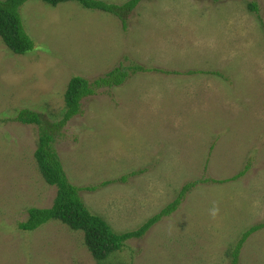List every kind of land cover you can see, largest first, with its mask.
<instances>
[{"label":"rangeland","instance_id":"obj_1","mask_svg":"<svg viewBox=\"0 0 264 264\" xmlns=\"http://www.w3.org/2000/svg\"><path fill=\"white\" fill-rule=\"evenodd\" d=\"M251 2L264 22V0H145L127 31L117 17L76 2L22 5L36 49L16 55L0 38V264H97L83 232L58 220L32 232L18 228L29 208L54 204L57 188L34 157L38 126L16 117L29 109L58 122L73 77L93 82L134 65L156 71L98 89L57 134L67 176L85 187L142 170L81 192L119 233L139 228L198 182L112 261L233 264L244 232L264 223V29ZM237 264H264V228L246 240Z\"/></svg>","mask_w":264,"mask_h":264},{"label":"trees","instance_id":"obj_2","mask_svg":"<svg viewBox=\"0 0 264 264\" xmlns=\"http://www.w3.org/2000/svg\"><path fill=\"white\" fill-rule=\"evenodd\" d=\"M30 0H0V38L16 55H26L36 49V43L27 33L21 15V7ZM46 4L57 7L66 2H76L83 8L91 11H100L117 17L124 31L128 29L130 14L145 0H129L122 5L108 3L103 0H42ZM215 3L225 0H211ZM251 12L255 13L264 29V22L259 14L256 2L248 4ZM138 71L150 72L156 69H146L143 66L134 65L128 68L118 67L110 73L93 82L82 78L73 77L65 93V109L62 118L58 122L50 123L42 119L39 111L23 109L19 112L16 120L24 125L38 126V147L34 153L38 168L45 182L57 188V196L54 204L49 208H29L28 218L18 224L22 231H36L52 220H58L74 231H81L84 235L85 246L93 256L97 264H132L124 261L114 262L112 259L122 252L131 240L143 238L148 231L159 223L164 217L174 213L181 201L191 188L198 184L189 183L182 187L177 199L164 207L159 213L149 218L139 228L126 232H116L112 226L101 216L94 214L86 205L82 191L95 192L99 188L125 182L129 176H135L141 171L131 172L129 175L117 179L103 181L96 185L78 187L71 183L64 169L62 160L55 148V140L60 130L76 115L81 113V102L94 94L102 87H119L132 73ZM159 71V70H157ZM162 72V71H161ZM193 73V72H192ZM211 74L221 75L218 72ZM191 74V72L189 73ZM243 172L234 178L241 177ZM209 181V180H206ZM224 183L227 180L214 181ZM264 228V223L251 227L242 235L233 254V264H237L238 256L246 240L258 230Z\"/></svg>","mask_w":264,"mask_h":264}]
</instances>
